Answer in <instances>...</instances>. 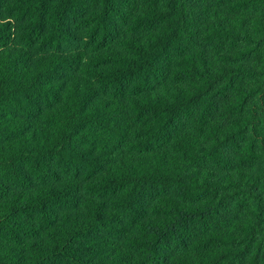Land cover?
Instances as JSON below:
<instances>
[{
	"label": "trees",
	"instance_id": "1",
	"mask_svg": "<svg viewBox=\"0 0 264 264\" xmlns=\"http://www.w3.org/2000/svg\"><path fill=\"white\" fill-rule=\"evenodd\" d=\"M0 264H264V0H0Z\"/></svg>",
	"mask_w": 264,
	"mask_h": 264
}]
</instances>
